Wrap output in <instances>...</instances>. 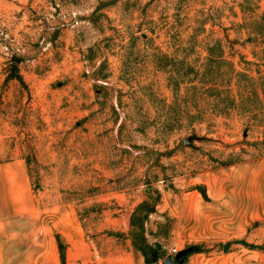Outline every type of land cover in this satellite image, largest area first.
<instances>
[{"label": "rangeland", "instance_id": "374dc122", "mask_svg": "<svg viewBox=\"0 0 264 264\" xmlns=\"http://www.w3.org/2000/svg\"><path fill=\"white\" fill-rule=\"evenodd\" d=\"M174 248L264 264V0H0V264Z\"/></svg>", "mask_w": 264, "mask_h": 264}, {"label": "water", "instance_id": "95a60500", "mask_svg": "<svg viewBox=\"0 0 264 264\" xmlns=\"http://www.w3.org/2000/svg\"><path fill=\"white\" fill-rule=\"evenodd\" d=\"M188 252H190V250L180 252L175 257L169 256L163 261V264H184L183 256Z\"/></svg>", "mask_w": 264, "mask_h": 264}, {"label": "built area", "instance_id": "2783aa9c", "mask_svg": "<svg viewBox=\"0 0 264 264\" xmlns=\"http://www.w3.org/2000/svg\"><path fill=\"white\" fill-rule=\"evenodd\" d=\"M178 249H176V248H174L173 250H172V255H176V254H178Z\"/></svg>", "mask_w": 264, "mask_h": 264}, {"label": "trees", "instance_id": "16d2710c", "mask_svg": "<svg viewBox=\"0 0 264 264\" xmlns=\"http://www.w3.org/2000/svg\"><path fill=\"white\" fill-rule=\"evenodd\" d=\"M158 262V260L156 259L155 261H154V263H157Z\"/></svg>", "mask_w": 264, "mask_h": 264}]
</instances>
